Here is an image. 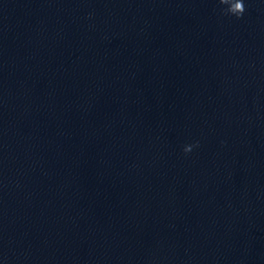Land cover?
<instances>
[{
    "label": "water",
    "instance_id": "95a60500",
    "mask_svg": "<svg viewBox=\"0 0 264 264\" xmlns=\"http://www.w3.org/2000/svg\"><path fill=\"white\" fill-rule=\"evenodd\" d=\"M243 3L0 0V264H264Z\"/></svg>",
    "mask_w": 264,
    "mask_h": 264
},
{
    "label": "clouds",
    "instance_id": "9594fccd",
    "mask_svg": "<svg viewBox=\"0 0 264 264\" xmlns=\"http://www.w3.org/2000/svg\"><path fill=\"white\" fill-rule=\"evenodd\" d=\"M219 3L222 5H227L225 14L233 15L237 19L241 18L243 13L245 12L243 0H219ZM194 146L195 145H186L184 147V152H191Z\"/></svg>",
    "mask_w": 264,
    "mask_h": 264
}]
</instances>
